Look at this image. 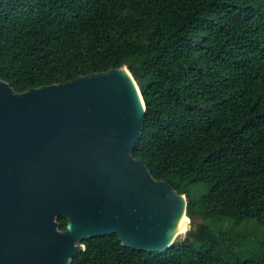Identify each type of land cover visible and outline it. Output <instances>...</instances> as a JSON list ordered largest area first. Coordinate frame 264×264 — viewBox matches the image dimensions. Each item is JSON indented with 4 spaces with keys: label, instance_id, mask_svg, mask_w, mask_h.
<instances>
[{
    "label": "trees",
    "instance_id": "16d2710c",
    "mask_svg": "<svg viewBox=\"0 0 264 264\" xmlns=\"http://www.w3.org/2000/svg\"><path fill=\"white\" fill-rule=\"evenodd\" d=\"M122 65L146 105L131 154L199 221L159 252L84 238L69 264H264V0H0L15 91Z\"/></svg>",
    "mask_w": 264,
    "mask_h": 264
},
{
    "label": "water",
    "instance_id": "95a60500",
    "mask_svg": "<svg viewBox=\"0 0 264 264\" xmlns=\"http://www.w3.org/2000/svg\"><path fill=\"white\" fill-rule=\"evenodd\" d=\"M145 108L125 65L20 92L0 77V264H69L111 233L157 252L184 237L185 194L131 154Z\"/></svg>",
    "mask_w": 264,
    "mask_h": 264
},
{
    "label": "rangeland",
    "instance_id": "374dc122",
    "mask_svg": "<svg viewBox=\"0 0 264 264\" xmlns=\"http://www.w3.org/2000/svg\"><path fill=\"white\" fill-rule=\"evenodd\" d=\"M197 221H199V219L198 218H193V219H191V218H189L188 216H187V222H186V230H188L190 227H191V225L192 226H194L195 224H196V222ZM223 226V229H227V225H225V224H222ZM253 233H259V230H253ZM254 235H257L258 237H260V236H262L263 234H254Z\"/></svg>",
    "mask_w": 264,
    "mask_h": 264
},
{
    "label": "bare ground",
    "instance_id": "6f19581e",
    "mask_svg": "<svg viewBox=\"0 0 264 264\" xmlns=\"http://www.w3.org/2000/svg\"><path fill=\"white\" fill-rule=\"evenodd\" d=\"M181 220H182V222H183V224H184V225H183V231H182V233H183V232L186 230V226H187V225H186V222H187V216L183 217Z\"/></svg>",
    "mask_w": 264,
    "mask_h": 264
}]
</instances>
